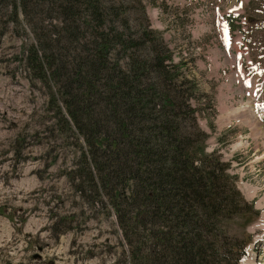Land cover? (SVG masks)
<instances>
[{"label": "rangeland", "instance_id": "obj_1", "mask_svg": "<svg viewBox=\"0 0 264 264\" xmlns=\"http://www.w3.org/2000/svg\"><path fill=\"white\" fill-rule=\"evenodd\" d=\"M127 3L128 25L140 31L148 23L174 63H183L181 73L190 82L183 93H172L180 96V111L186 109L181 96L196 85L189 96L196 121L184 125L208 133L205 150L230 162L229 172L253 209L236 215L226 229L244 246L241 264H264V0ZM28 10V17L21 10L22 21H15L10 0H0V25L6 28L0 43V264H129L106 194L90 206L68 176L82 141L56 118L57 102L62 110L65 102L60 92L54 101L52 94L64 85L39 80L26 63L34 37H48L55 24L60 29V9L38 0ZM63 32L68 37L62 46L75 55L65 64L74 70L86 64L95 25ZM155 76L147 81L165 86ZM199 140L193 136L191 144Z\"/></svg>", "mask_w": 264, "mask_h": 264}, {"label": "trees", "instance_id": "obj_2", "mask_svg": "<svg viewBox=\"0 0 264 264\" xmlns=\"http://www.w3.org/2000/svg\"><path fill=\"white\" fill-rule=\"evenodd\" d=\"M33 1L10 0L13 19L22 21L21 10L28 17ZM48 1L60 9L61 27L34 37L26 63L39 80L64 85L52 94L54 101L60 92L65 102V110L57 102L56 118L82 141L68 176L90 206L106 194L129 264H240L244 246L226 227L253 207L244 202L230 162L205 150L208 133L184 125L196 121L197 109L189 105L193 82L181 96L184 111L180 96L172 95L190 82L181 73L183 63H174L148 23L140 31L128 25L127 0ZM83 24H94L95 33L86 64L71 70L65 61L75 55L62 46L68 37L63 31ZM5 31L0 25V43ZM151 73L165 86L149 83ZM193 136L201 139L197 145Z\"/></svg>", "mask_w": 264, "mask_h": 264}, {"label": "water", "instance_id": "obj_3", "mask_svg": "<svg viewBox=\"0 0 264 264\" xmlns=\"http://www.w3.org/2000/svg\"><path fill=\"white\" fill-rule=\"evenodd\" d=\"M6 264H24V263H12V262H9V263H6Z\"/></svg>", "mask_w": 264, "mask_h": 264}, {"label": "snow or ice", "instance_id": "obj_4", "mask_svg": "<svg viewBox=\"0 0 264 264\" xmlns=\"http://www.w3.org/2000/svg\"><path fill=\"white\" fill-rule=\"evenodd\" d=\"M225 27V30L227 29V25L224 26Z\"/></svg>", "mask_w": 264, "mask_h": 264}]
</instances>
